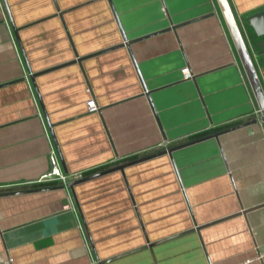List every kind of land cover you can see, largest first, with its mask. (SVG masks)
I'll list each match as a JSON object with an SVG mask.
<instances>
[{"label": "crops", "instance_id": "crops-1", "mask_svg": "<svg viewBox=\"0 0 264 264\" xmlns=\"http://www.w3.org/2000/svg\"><path fill=\"white\" fill-rule=\"evenodd\" d=\"M4 3L0 264H264L262 122L127 164L254 117L215 1Z\"/></svg>", "mask_w": 264, "mask_h": 264}, {"label": "water", "instance_id": "water-1", "mask_svg": "<svg viewBox=\"0 0 264 264\" xmlns=\"http://www.w3.org/2000/svg\"><path fill=\"white\" fill-rule=\"evenodd\" d=\"M3 6V9L7 15V18L9 20V13L7 10V7L4 3V0H0ZM216 3V7L218 9V12L220 14V17L222 19V22L224 24L225 30L228 34V37L230 39V42L232 43L233 49L235 51L236 57L238 59V62L240 64L241 70L244 74V77L246 79V82L248 84V87L250 89V92L252 94V97L255 101L256 107L259 110L258 118H252L251 120L241 123L238 125H234L222 130H218L216 132H213L209 135L198 137L192 140H188L187 142H184L182 144H178L176 146L166 148L161 150V152L154 153V154H148L145 156H142L140 158L134 159L131 162H128L127 164H132L147 158H150L152 156H155L159 153H167L170 154L172 150L178 147H182L186 144L204 139L206 137H216L217 135L221 134L222 132L232 130L234 128H237L239 126H242L244 124L248 123H255L257 120L263 123L264 125V93L262 91L255 67H254V61L259 66L260 70L262 71V74L264 76V9L261 11H258L248 17H246L243 20V24L235 18L234 14L231 11L230 5L228 3V0H214ZM172 28V27H171ZM248 28L250 29L254 41L251 40V42L246 37V33ZM14 33V31H13ZM259 43V48H256V44ZM124 45H128V42H123ZM28 71V69L26 68ZM29 78L31 79V74L29 75ZM122 164L119 166H116L115 169H122L125 165ZM103 170L100 172H96L94 174L88 175V176H80L79 178H76L72 181H69L66 183L67 187H72L73 184L90 178L94 175L103 173Z\"/></svg>", "mask_w": 264, "mask_h": 264}, {"label": "built area", "instance_id": "built-area-1", "mask_svg": "<svg viewBox=\"0 0 264 264\" xmlns=\"http://www.w3.org/2000/svg\"><path fill=\"white\" fill-rule=\"evenodd\" d=\"M254 67H255V70H256V73H257V76H258L262 91L264 93V76H263L262 71L260 70L259 66L255 63V61H254ZM180 71H181V76H182L183 79L192 78V73H191V71H190V69L188 68L187 65H184L181 68ZM84 103H85V107H86V111L87 112H97L98 111V106L96 105L93 97L90 94H89L88 98L85 100ZM252 113L254 114L255 118H258L259 110L257 109V107H256V109H254L252 111ZM48 161H49L50 169H49V172L46 175L54 177V178H57L58 181L63 184V187L66 188L67 187L66 186V177L67 176L61 174V172L59 170V166H58L56 155H55L54 150L52 148H50L49 152H48ZM66 199H67V202L65 204V208H69L72 211H75L74 207H73V204H72L71 196H70L68 191L66 192ZM76 221H77L78 226H79L78 228L80 229V232L82 234V238L84 239V242H86V240H85V238L83 236V233L81 231V226H80L77 218H76ZM86 248H88L87 243H86ZM92 264H95V262H92Z\"/></svg>", "mask_w": 264, "mask_h": 264}, {"label": "trees", "instance_id": "trees-1", "mask_svg": "<svg viewBox=\"0 0 264 264\" xmlns=\"http://www.w3.org/2000/svg\"><path fill=\"white\" fill-rule=\"evenodd\" d=\"M202 134H204V133H201V134H199V135H202Z\"/></svg>", "mask_w": 264, "mask_h": 264}]
</instances>
